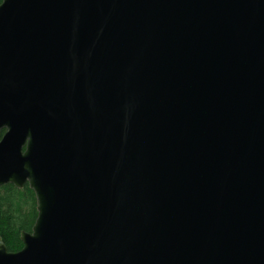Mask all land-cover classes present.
Masks as SVG:
<instances>
[{
	"label": "water",
	"instance_id": "95a60500",
	"mask_svg": "<svg viewBox=\"0 0 264 264\" xmlns=\"http://www.w3.org/2000/svg\"><path fill=\"white\" fill-rule=\"evenodd\" d=\"M7 184L0 264H264V0H3Z\"/></svg>",
	"mask_w": 264,
	"mask_h": 264
},
{
	"label": "trees",
	"instance_id": "16d2710c",
	"mask_svg": "<svg viewBox=\"0 0 264 264\" xmlns=\"http://www.w3.org/2000/svg\"><path fill=\"white\" fill-rule=\"evenodd\" d=\"M36 217L35 196L27 185L21 190L10 184L0 186V238L8 252L22 248L21 233L31 232Z\"/></svg>",
	"mask_w": 264,
	"mask_h": 264
}]
</instances>
